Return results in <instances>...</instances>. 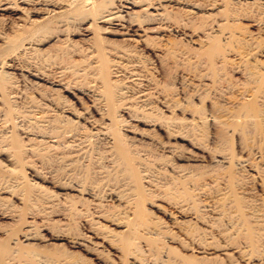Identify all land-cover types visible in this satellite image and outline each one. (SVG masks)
Here are the masks:
<instances>
[{"label":"bare ground","instance_id":"bare-ground-1","mask_svg":"<svg viewBox=\"0 0 264 264\" xmlns=\"http://www.w3.org/2000/svg\"><path fill=\"white\" fill-rule=\"evenodd\" d=\"M251 10L259 17L249 21L264 26V0H0V15L15 19L9 25L0 19L3 55L38 49L51 30L81 34L78 48L77 41L63 39L79 57L80 74L90 79L85 86L68 79L61 67L29 69L66 92H82L97 114L54 94L40 97L31 111L38 124L33 140L47 143L70 176L55 185L61 189L57 195L76 200L71 213H79L88 229L56 240L103 264V244L120 264H264V38L241 22ZM197 32L202 35L190 39L194 48L168 39ZM148 52L161 69L180 66L183 88L207 109L176 118L173 92L154 76L157 66ZM15 65L4 58L0 72L8 74L3 68ZM227 67L236 79L228 78ZM8 87L0 91L6 104L8 93L18 96L14 84ZM155 102L169 114L157 111ZM204 123L210 129L207 144L188 136L189 128ZM158 130L191 149L160 140ZM21 147L7 148L13 150L8 168L14 172ZM76 162L87 168L88 180L72 176ZM148 206L167 215L170 224ZM37 232L30 221L20 235H9L0 264H77L33 250L20 254Z\"/></svg>","mask_w":264,"mask_h":264},{"label":"rangeland","instance_id":"rangeland-1","mask_svg":"<svg viewBox=\"0 0 264 264\" xmlns=\"http://www.w3.org/2000/svg\"><path fill=\"white\" fill-rule=\"evenodd\" d=\"M253 11L254 10L249 11V13H247L241 22L253 34H258L264 38V26H257L249 21L253 17H259V13L256 11L254 13ZM1 18L4 19L5 23H8V25L11 23L9 22L10 19H14L9 15H0V19ZM198 23V20L194 21V25L198 26ZM7 32L11 34L10 30H7ZM57 32L58 31L56 29L54 32L53 30L46 32L45 35H43L46 36L43 37L44 40L47 39L46 42L36 47L38 49L29 50L25 54L19 56L17 54H9V56L3 55L6 52V44L5 46L0 45V52L2 49L4 51L3 53H0V62L2 59L4 60V58L6 62H10V59H13L16 61L15 66L18 67V69L4 67L3 71H7L8 74L0 72V91H3L2 89L4 87L7 88L8 86L14 84L16 88L15 90L18 92V96H15V93H8L9 99H7V102L9 103L7 104L5 101L0 100V248L3 242H7L9 240V235L17 232L20 235L27 229L29 222L33 221L34 225L37 227L38 236L36 239L30 241L31 243L29 244L23 243V245H21L22 247H20L21 249L19 248L20 254L22 253V255H25L27 254L25 252L33 250V252L36 251L39 254L44 253L45 255H53L52 257L57 256L59 259L68 258L69 260H67L72 263L103 264L99 260H96L95 256L86 254V252L82 249L71 248L70 245L66 243V241L55 239L56 235L63 234L64 232L87 234L88 229L85 227L86 225L82 224L79 213H77L79 214L78 216L75 212L71 213V206H73V202L71 201L76 203V200L70 199V201L66 200V202L60 195H57L61 189L57 188L55 185L64 182L70 177L67 174L65 168H63L64 162L57 154H55L53 150L45 148L47 143L44 142L45 144H42L43 142L33 140L34 137L32 138L33 135H31V133H35L38 130V124L35 123V119H33L34 116L31 113L33 106L35 102L39 101L40 97L48 96V94H54L57 98L69 101L80 110L83 108H88L91 110L90 112H92L93 115L96 114L95 108H93L91 101L87 99V97L83 95L82 92H66L61 86H54L49 83V81L37 79L29 73L30 68H37L40 71L52 72L61 67L59 70L63 71L64 69V71H66L64 74L67 76V78L70 77L73 79L76 77V79L78 78L77 80L81 79L79 85L85 86L87 82H89L90 79L88 77H83L80 74L83 72L78 70L80 67L79 64L75 62V60H77L79 57L77 55L75 57L72 55L70 50L71 47H67L69 42L67 43L66 40L63 39L68 37V40L71 39L75 42L77 41L76 48H78V46L81 45V34L79 33V35H72L71 29L69 31L65 30L62 32ZM201 35L202 34L197 32L190 36V38H175L173 36H169L168 39L175 41L176 46L184 47L186 44L187 46L185 47L194 48L195 45L190 39H192V41L196 40ZM105 36H107L109 39L111 38L110 35ZM146 55L152 62H154V65L157 66V70L154 74L156 79L162 81L164 86L167 85L168 90L173 92V97L171 100L176 104V108H174L173 113L176 118L178 117L186 119L189 117V113L192 112V110L205 111V109H207V105L201 104L199 99L192 97L191 91L189 89L183 88V77L180 72V66L176 65L179 68H175V65H172L170 67L167 66L164 67V69H161L162 67L157 64L152 53L148 52ZM226 71L228 72V74H226L228 78L234 80L238 77V75H236L235 72L229 70L228 67L226 68ZM155 105L157 111H163V114L166 115L169 114L165 111V109H163L159 102H155ZM95 116L97 117V114ZM124 118L130 120L127 115H124ZM5 121L7 122L4 124ZM58 122L59 119L57 118L53 123ZM130 124L134 126L136 125L142 131L148 129V127H145L142 124L136 123L134 121H130ZM188 130H190L188 132L189 138L193 137L195 140L198 139L197 142L203 144L210 143V129L207 124L204 123L202 125L196 126V128H189ZM156 133L159 139L162 141L178 144V146L182 149H191V145L187 143V141L181 140L180 138H169V136H167V134L161 130H158ZM38 139L41 138L39 137ZM16 141V145L20 144V146H22L21 148L23 149V153L19 155L20 159L18 158V161L16 160L17 162H15V164L17 163L15 172L17 173L8 168L10 164L9 158L12 157L13 150H7L8 145L15 147L16 145L12 146V143ZM33 145H37L35 151L31 150V146ZM214 166H216V170L221 169V166ZM73 169V177L82 180L86 178L88 180L89 176H87V168L85 169L83 165L80 166V163L78 164V162H76L74 163ZM12 171L14 173H12ZM18 172H21V174H18ZM148 210L152 213V215L158 216L170 224V218L154 206H148ZM111 228L115 227L111 226ZM96 241L100 242L99 240ZM215 242L216 244H220L221 241L215 238ZM103 247L107 250L104 257L106 262L108 264H120L121 260L118 258L115 251L112 250L107 244H103ZM23 250H25V252ZM28 254H30V252ZM51 259L54 260L53 258ZM128 262L131 263V260Z\"/></svg>","mask_w":264,"mask_h":264}]
</instances>
